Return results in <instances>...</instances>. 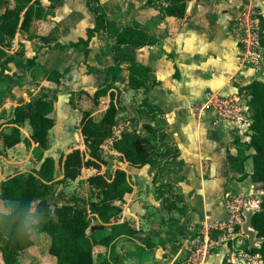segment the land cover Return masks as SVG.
Instances as JSON below:
<instances>
[{"label": "trees", "instance_id": "16d2710c", "mask_svg": "<svg viewBox=\"0 0 264 264\" xmlns=\"http://www.w3.org/2000/svg\"><path fill=\"white\" fill-rule=\"evenodd\" d=\"M6 9L0 15V56L6 54L5 49L12 46L19 31L30 35L32 22L40 16L43 3L41 0H5ZM52 8L57 5L53 4ZM87 7L95 18V27L87 29V38L80 37L77 42L70 43L69 48L84 49L87 60L90 43L100 32L106 33L114 39L112 53L114 66L108 72L112 78L111 83L99 87L92 95L84 90L72 92L69 98L70 105L81 111V133L84 138L89 158L81 149L76 148L67 153L62 159L61 182L76 181L82 175L85 168H98L105 163L101 158L100 149L109 139H113V148L119 152L127 162L136 167L151 164L158 153H162V137L169 130V122L164 110L156 105L139 98V94L150 95L158 85V79L154 70L147 65L138 64L131 54L125 49H142L154 46L158 40L152 32L137 23L118 25L108 18L101 0H86ZM188 0H171L162 6L160 12L177 21H186ZM58 31V30H57ZM46 47L57 40L50 36L41 38ZM56 50H64L65 47L56 43ZM37 58L28 59L24 66L25 72L37 67ZM128 72V85L135 91L137 98L136 111L140 115H147L152 122L162 123V129L155 135L144 133L147 128L152 129L151 123L144 124L141 131L125 129L121 135L115 137L117 115L123 108L120 105L119 96L121 90L115 85L118 78V70ZM64 74L58 70L47 72L45 79L61 86ZM250 91L248 101L251 115V126L245 134L243 145H239L236 152L229 156V161L235 172L245 181L251 177L254 187L262 191L260 198V210L254 217V227L259 236L264 237V82L254 81L246 87ZM110 97V103L103 116L96 120L93 111L100 106L102 99ZM56 100L46 96L38 97L26 104L15 108L11 126L5 127L0 132V149L14 148L24 142L33 147V155L42 161L40 173L23 172L11 176L2 182L1 197L17 203V207L10 213L0 215V260L2 264H21L19 253L34 245L31 229L36 228L40 232L47 233L51 238L50 254L57 258L56 264H95L93 248L102 244L111 253L116 242L127 237L135 242L139 241L142 232L136 230L132 223L125 221L121 224H112L123 211L122 202L127 194L136 190L132 177L122 169H117L111 178L96 173L87 179V193L80 192L71 199V203L57 206L54 210V218L50 216L46 198H51L55 193L58 182L59 170L56 161L52 157H45V151L50 146V133L56 125ZM138 116H133L136 120ZM29 121L32 128L30 138H23L20 125ZM154 138V139H153ZM154 140L156 142H154ZM175 153L163 160L161 166L171 164L181 156V151L174 143H168ZM0 151V152H2ZM253 161V173L245 172L247 160ZM160 166V168H161ZM158 175L154 183H158ZM161 193L163 185H158ZM31 213L47 217L39 224L30 225L28 216ZM92 218H99L103 223L110 224L109 234L100 240L90 236L88 230ZM149 248L146 244H141ZM252 254L261 255L264 261V244L257 249L249 250ZM112 262L108 259L102 264Z\"/></svg>", "mask_w": 264, "mask_h": 264}, {"label": "rangeland", "instance_id": "374dc122", "mask_svg": "<svg viewBox=\"0 0 264 264\" xmlns=\"http://www.w3.org/2000/svg\"><path fill=\"white\" fill-rule=\"evenodd\" d=\"M82 1L83 0H66V5L56 12L48 10L44 14L45 17L43 22L40 23L42 24L41 30L38 31L45 34L53 26L58 25L63 28L61 36L64 40H72L78 34L75 30L79 31L82 27L90 23L89 16ZM43 2L48 3V0H43ZM59 2L60 0H54L53 4L58 6ZM103 2L106 12L119 24H140L151 30L152 34L157 36L158 39H161L156 50L150 52L148 55L153 58V62L151 63H154L158 69L161 67L160 69H163L164 73L168 72L167 74L170 76L168 75V77L165 76L164 78L182 80L181 85H179L178 82H174L175 84H171V87L169 86L167 88L170 97L164 92L165 97L163 98L166 100V107H170L169 104L176 100L188 107L191 112L204 113L209 110L215 115L217 120L221 118L210 107V100L214 96H217L216 92H214L216 93L215 95L202 96L199 94L200 92L198 93L196 88L191 90L187 89V78L190 82L195 74L192 58H194V54H201L203 52L202 49L205 51L203 52L205 57L201 58H207L206 43H208V37L211 36L213 38L222 36L229 40L231 46L233 43L236 49L238 47L239 60L236 59L237 57L235 59H229V57L225 58L221 56V54L211 57L213 63L218 64H222V61L226 59L227 62H230L228 67H231V69L235 61H238V64H236L240 68L244 67L245 64L254 65V61L251 57L255 55L256 51L259 52V54L264 51V0H189L187 5L189 17L186 21H177L173 18H168L160 12L161 7L168 5L171 0H103ZM4 4L6 5L5 0H0V14L3 12L5 7ZM49 8L55 9L52 8V6H49ZM183 25L185 27L183 31H180ZM57 30V28L53 29L50 33L52 39L58 38L59 32ZM177 34H179V39L177 38ZM42 43L44 42L42 41ZM52 43L53 42H51L50 47H53ZM204 44L206 45L203 46ZM40 45L41 41L40 44H38L23 35H18L13 50L22 52L25 49L26 52H32L33 56L35 53L38 54L46 67H51L50 65L56 63V67L58 68H68L67 79H65V83L60 89L54 85H43L41 83H38L36 86L29 82V79L19 74V72H21L20 64L16 66L17 70H15L16 68H14V70L11 68L4 77L0 76V80H3V84L0 86V129L2 128L1 126L5 124H11L17 105L24 102L28 103L34 100V97L46 96L56 100L57 125L50 134V146L48 150L45 151V157H52L55 159L57 169L60 171L57 180H60V182H58V186L56 187V194L46 199L50 212L56 206L61 205V203H71V199L82 192V190L83 193H87V179L94 173H100L107 178H111L117 169H122L134 180L135 177L139 178L141 176L146 180L145 185L149 186V188L153 185L158 188L154 183V178L158 175V180L161 182L162 168H160V165L163 160L176 151L168 145V143L172 142L171 140H174L172 139V137H174L173 134H171L172 137L170 135H164L162 137L161 143L164 150L162 153H158L155 156L154 161L149 164L148 169L144 173L136 169L127 162L119 152L115 151L113 148V139H109L100 149L101 158L105 163H101L98 168H90L89 170L84 169L81 177L76 182H61L62 159L67 153L73 149L79 148L86 153L87 158H89V150L86 147L80 129L82 114L78 109L70 105V95L72 91L77 92L81 88L89 90L97 88V85L105 78V70L110 66L112 61L104 48L95 54V57L92 58L89 65H86L75 53H57L51 48L41 49L39 47ZM245 51L248 52L244 54ZM161 70L158 71L160 72ZM238 71L239 69L237 68V72ZM161 76L163 77V75ZM6 77L8 78L5 79ZM119 82L120 86L123 88L124 83L120 81V79ZM227 82L228 80H226L221 87ZM124 89L126 90L122 95V102L126 104V110L119 112L117 115L118 120L114 132L115 137L120 136L125 129L141 131L144 128L143 124L145 122L151 123L152 129L154 128L156 131H149L147 128H144V133H151L150 135L153 133V135H155L157 131L162 129V123L158 121L152 122L147 117H138L136 120H133V113L137 106L136 94L134 95V91L127 90V87H124ZM233 98L235 99L236 97ZM235 100L243 110L244 104H241L238 99ZM106 104V102H103V104L95 109L97 115V117L95 116L96 119H99V117L104 114L103 109ZM168 109L172 112V109ZM243 114L247 115L245 123L249 122L251 126V115L249 114L248 116V112H243ZM173 124L177 127L175 119ZM20 129L24 138H30L32 128L29 121L21 124ZM168 132L169 131L166 133ZM154 142L156 141L154 140ZM181 142L185 147L187 136L182 135ZM41 163L42 161L35 158L33 155V146L29 147L24 142L9 150V152L7 151V154L4 153V151L3 153L0 152V181L13 174L16 175L23 172H36L39 174ZM245 167L246 173H253L252 159L246 161ZM246 180L244 189L240 190V193L243 195V199L241 198L243 204L240 209L243 222L244 205L247 204L250 207L257 208V211L260 210L259 201L263 193L254 187L251 177H248ZM135 183H137L136 180ZM162 185L164 189L162 191L163 198L161 204L167 203L169 207H171L170 202H173V206H176L181 212L179 223L180 230L177 231L178 228L176 225L173 228H171L172 225H170L168 234L176 235L174 238L160 245L167 250L169 254L171 248L181 249V247H189L192 245L193 239L201 238V240H203L204 235L202 232L191 228L189 224V218L192 213L191 206L183 203V200L178 194L176 196L177 203L174 202L172 198L174 195L172 194V196L170 190L166 188L167 184ZM7 210H9L8 207L0 206V214L2 211ZM168 220H171L172 223L175 224L178 219L174 214L169 217ZM29 222L33 223L36 221L31 218ZM90 231H93V228H91ZM235 231L238 234L233 236V240H230V238L226 240L222 239L220 244H214L212 249L219 248L218 246H221L224 241H227L229 242L230 248L233 250L237 248L238 250L244 249L246 252L249 251L248 240L242 232V226L238 224L235 227ZM38 236L39 235L34 232V237L39 238ZM217 239V233L213 232L210 241L219 242ZM39 240L38 256L33 258L36 252L28 253L29 257L24 253V255H21L22 263L47 264L50 262L47 256L43 255L45 254L44 252H46V241L43 240L42 236H40ZM174 255L176 256L178 253L171 256L174 257ZM179 256L181 257L182 254L178 255V257ZM258 263L262 264L261 260L257 261L256 264Z\"/></svg>", "mask_w": 264, "mask_h": 264}, {"label": "crops", "instance_id": "0c3cea01", "mask_svg": "<svg viewBox=\"0 0 264 264\" xmlns=\"http://www.w3.org/2000/svg\"><path fill=\"white\" fill-rule=\"evenodd\" d=\"M41 1L43 3V7L41 9L40 16L33 20L30 31V35H32L34 38H30L29 34L23 31H19L17 33L15 39L12 42V46L5 49V55L0 56V76L4 77L5 74H7L11 70V68L13 70L14 68H16L15 70H17L16 66L20 64L21 72H19V74L29 79V82L36 86L38 85V83H41L43 85L56 86V84L45 79L46 73L54 70H58L64 74L61 86L56 87L60 89L64 85L65 79H67L68 76V68H58L56 67V63L50 65L51 67H46L45 63L41 58H39L38 54L35 53V55L33 56L32 52H26L25 49L22 52L13 50L14 43L18 35H23L26 38L37 42L38 44H40L41 41V45L39 46L41 49L51 48L57 53H75L77 54L79 59H82L84 61V64L86 65H89L92 58L95 57V54H97L99 50L104 48L112 61L110 66H108L105 70V78L97 85V88H95L94 90H89L86 88H81L80 90H84L93 95L99 87L106 83H111L112 78L108 70L109 68L114 66L112 53V44L114 43V39L112 37L108 36L104 32L98 33L90 43V50L87 60L85 58V52L83 48L74 49L67 47L70 45V43L77 42L80 37L87 38V29L95 27L94 15L88 9L86 0H83L82 4L89 16L90 23L82 27L79 31L75 30V32H77L78 34L72 40H64V38L61 36V33H63V28L58 25L53 26L45 34H42L41 31H38L41 30L42 24L40 23L43 22L45 17L44 14L48 10H51V12H56L58 9H61L66 5V0H60L58 6L55 9H51L49 8V6L51 5V0H48V3H44L43 0ZM101 4L105 10L103 0H101ZM5 9L6 5L3 9V12L5 11ZM106 14L109 19L114 20L109 16L107 12ZM116 23L119 26L123 25L119 24L118 22ZM184 27V25L181 26L180 31H183ZM56 28L58 29L59 36L57 40L52 43V46L54 47V45L58 42L65 47L64 50H56L53 47H46L45 44L42 43L41 38L50 36L52 30ZM177 35V38L179 39V34ZM157 40L158 43L154 46H147L142 49H125V52L131 54V56L138 64L150 66L154 70L155 75L158 79V85L153 89L150 95L145 96L143 94H139V98L153 105L159 106L164 110L169 122V132L166 133V135L171 136V134H173L174 137H171L174 140H171V143H174L177 147H179L181 151V156L176 161L165 166L160 165L162 168L160 180L161 182H159L158 180L156 186L158 187V185L167 184L166 188L170 190L171 195H174H172L174 202H176V196L178 194L183 200V203L191 206L192 213L191 217L189 218V224L191 228L202 232L203 235L204 233L208 232L210 234H212L213 232L217 233V231L212 230L214 223H216L217 221L227 220L234 212L233 208L236 206V203H241V198L243 199V195L240 193V190L244 189L247 180H240V177L242 175L234 171L229 161V156L236 152L239 145H243L245 134L249 131L250 125L249 122L245 123V119L242 120L241 117L246 118L247 115L238 113L237 117L235 118H220L219 120H217L215 115L209 110L204 113H198L195 111L191 112L188 107H186L180 101L176 100H174L173 103L169 104L170 107H166V100L163 98L165 97L164 92H166L168 94L167 96L170 97L167 88L169 86L171 87V84H175L174 82H178V84L181 85L182 80H178L175 78H164L165 76L168 77V72L164 73L163 69H160L161 67L158 69L154 63H151L153 62V58L148 55L150 52L156 50V48L158 47L157 45L161 42V39L157 38ZM207 42V45H203H206L207 48V58H201L205 57L203 54V52L205 51L203 49V52L201 54H194L195 59L192 58V64H194L193 66L195 69V74L191 78L192 81L190 80L189 82V79L187 78V89L191 90L196 88L198 93L200 92L199 94L202 96L215 95L217 93V95L222 97H236L238 100H240L241 104H244V109L242 111L248 112L249 116L250 112L248 101L250 98V91L247 90L246 87L254 81L264 82V51L260 54L256 51L255 55L251 57V59L254 61V65L248 63L250 65L245 64L244 67L240 68L237 65L238 61H235L231 69V67H228L230 62H227L226 59L222 61V64H218L213 63V59L211 57H214L217 54H221V56L225 58L229 57V59H235L237 57L236 59L239 60L238 47L236 49L233 46V43L231 46L229 40L223 38L222 36L213 38L210 36L208 37ZM247 52L248 51H245L244 54H246ZM34 57L37 58V67L31 69L28 72H25L24 66L27 63V60ZM237 68L239 69L238 72ZM157 69L161 71L159 72ZM161 75H163V77ZM7 78L8 77H6L5 79ZM119 79L124 83V87H127V90H134L128 85V72L124 69L118 70V78L114 83L121 90V94L119 96L120 105L123 107L119 111L121 112L123 110H126V104L122 102V95L126 89L120 86ZM226 80H228V82L223 87H221ZM1 84H3V80H0V86H2ZM34 98L36 99V97ZM102 100L104 101H101V104H103V102L107 103L103 109V111L105 112L109 106L111 99L108 96ZM25 103L26 102L22 104ZM168 108L172 109V112H170ZM240 110L241 109H239V111ZM93 116L94 118L95 116L97 117L95 110L93 111ZM102 116L103 114L99 117V119ZM133 116L147 117L150 119V117L145 114H138L136 109L134 110ZM12 118H14V116ZM174 119L176 121L177 127L173 124ZM144 124H146V122ZM8 126H11V124L8 123L1 126L2 128L0 129V132ZM182 135L187 136L185 147L181 142ZM20 144H18L17 146H19ZM11 149L13 148L3 151L7 154V151L9 152V150ZM0 150L2 151V149ZM148 166L149 164L143 167H134L144 173L148 169ZM85 169L89 170L90 168ZM8 178L0 181V206H6L9 209L7 211H2L1 214L10 213L17 207L16 202L4 200L1 197L2 182L7 180ZM132 180L136 186V190L125 196L124 201L122 202L123 211L120 214L119 218L113 221L112 224H121L125 221H129L132 223L133 227L136 230L141 231L143 234L139 238L138 242H135L127 237L119 239L115 244L113 252L111 253L108 251V248L106 246L102 244L95 245L93 248V257L95 264H102L108 259L112 262V264H177L178 262H180V260L185 258V248H171V252L169 254H171L172 256L173 254L177 253L178 255L182 254L181 257H178V255H174V257H172L167 253L168 251L160 245L175 237L176 234H168L170 225H172L171 228L176 225L178 228L177 231L180 230L179 223L181 212L176 208V206H173V202H170L171 207H169L167 203L161 204L163 197L160 189L154 187V185L149 188V186L145 185L146 180H144L141 176L139 178L135 177L137 183H135V180L133 178ZM57 186L58 183L56 184V187ZM55 194L56 193H54V195ZM46 199L45 202L48 205V201H46ZM63 204L61 203V205L59 206H62ZM55 208L50 212L48 205L49 214L53 218L55 217ZM174 214L178 219L175 224H173L171 220H168V218L173 216ZM31 218H33L36 222L30 223L29 221ZM46 219L47 217L38 215L36 213H31L28 216V222L30 225H37ZM109 226L110 224L103 223L99 218H92V223L88 230V234H91L90 236L96 238L97 240H100L104 235L109 234ZM91 228H93V231H90ZM34 232L39 235V238L40 236H42L43 240L46 241V252H44L45 254L43 255L47 256V258L50 260V262L47 264H56L57 258L54 255L50 254L49 251L51 246L50 236L47 233L40 232L36 228L31 229V235L34 241V245L19 253V260L21 264H26L22 263L21 260V255H24V253H26L25 255L29 257L28 253L36 252L33 258H36V256H38L40 240L39 238L34 237ZM141 244H146L149 246V248H144ZM218 247L219 248L212 249L211 246L209 250H207V264H228V255L233 252V249H231L229 246V242L225 241L221 246ZM0 264H2L1 260Z\"/></svg>", "mask_w": 264, "mask_h": 264}, {"label": "built area", "instance_id": "2783aa9c", "mask_svg": "<svg viewBox=\"0 0 264 264\" xmlns=\"http://www.w3.org/2000/svg\"><path fill=\"white\" fill-rule=\"evenodd\" d=\"M235 99L233 97H222L217 95L211 98L210 107L211 109L215 110L219 117L232 119L237 117L238 113L243 114L244 112ZM239 109L241 110L239 111ZM241 119L246 120L247 117H241ZM242 202L243 201H241L239 204L236 203V206L233 208L234 212L227 220L217 221L214 223L212 230L217 231V240L219 242L210 241L211 234L209 232L204 233L203 240H201V238L193 239L191 246L184 247L186 256L177 264H207L206 253L211 246H214V244L219 245L222 239L226 240L230 238V240H233V236L238 234L235 231V227L238 224L242 226L241 223L243 222V218L240 214V209L242 208L243 204ZM228 256V264H256L259 260H261L263 264L261 255L252 254L249 251L246 252L244 249L238 250L235 248Z\"/></svg>", "mask_w": 264, "mask_h": 264}, {"label": "water", "instance_id": "95a60500", "mask_svg": "<svg viewBox=\"0 0 264 264\" xmlns=\"http://www.w3.org/2000/svg\"><path fill=\"white\" fill-rule=\"evenodd\" d=\"M257 208L250 207L247 204L243 207L244 222L242 223V232L247 237L249 250L260 248L264 244V237L259 236L254 227V217Z\"/></svg>", "mask_w": 264, "mask_h": 264}]
</instances>
